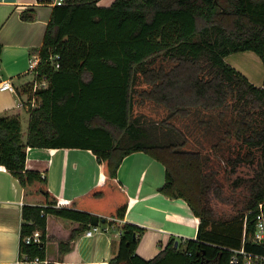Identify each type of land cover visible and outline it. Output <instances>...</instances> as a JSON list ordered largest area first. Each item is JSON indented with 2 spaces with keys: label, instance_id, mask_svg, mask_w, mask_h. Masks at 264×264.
Returning <instances> with one entry per match:
<instances>
[{
  "label": "trees",
  "instance_id": "trees-1",
  "mask_svg": "<svg viewBox=\"0 0 264 264\" xmlns=\"http://www.w3.org/2000/svg\"><path fill=\"white\" fill-rule=\"evenodd\" d=\"M99 1L52 7L31 52L39 57L33 82L17 89L37 102L26 138L20 114H0V167L22 188L18 257L48 261L49 217L78 224L58 243L57 260L93 216L123 220L128 197L117 171L137 152L164 167L160 192L187 203L199 219L196 239H171L145 261L135 253L143 229L124 224L108 264H230L241 249L263 257L253 236L264 209V82L254 86L225 58L252 52L264 69V0ZM27 148L91 151L104 183L59 208L47 180L25 169ZM37 230L41 242L26 244Z\"/></svg>",
  "mask_w": 264,
  "mask_h": 264
},
{
  "label": "crops",
  "instance_id": "crops-1",
  "mask_svg": "<svg viewBox=\"0 0 264 264\" xmlns=\"http://www.w3.org/2000/svg\"><path fill=\"white\" fill-rule=\"evenodd\" d=\"M113 1L100 0L98 5L107 7ZM27 10L35 12L34 21L26 22L21 19V13ZM51 10L52 6L36 5L35 0H0V79L10 80L15 88L14 93L0 92V114L11 111L20 114L21 119L25 114L28 118L27 109L37 104L36 100H28L26 95L17 94V89L32 80L29 72L31 52L40 48L43 43ZM239 54L244 56L235 58L231 66L254 86L262 87L263 67L262 70L258 68L249 73L247 62L258 61L259 58L252 52ZM27 125L24 131L21 123L23 139L27 135ZM153 163H157V166ZM25 169L37 171L47 180L49 192L57 202L64 203L59 208L67 207L74 196L83 194L94 186H101L105 179L102 165L98 163L96 156L91 151L80 149L27 148ZM155 176H161V180L158 181ZM117 181L128 197L124 219L111 224V220L105 218L103 223L98 224L97 231L87 237L85 232L91 228L89 225L72 243L71 249L57 260L58 243L65 242L78 224L49 217L46 260L52 264H108L122 237L120 227L124 224L143 229L135 253L145 261L155 258L171 239H196L199 219L193 215L187 203L183 199H169L160 192L165 181V169L160 163L144 153H132L121 162ZM22 199L19 180L1 166L0 264H13L18 259ZM185 225H191V230L184 231Z\"/></svg>",
  "mask_w": 264,
  "mask_h": 264
},
{
  "label": "built area",
  "instance_id": "built-area-1",
  "mask_svg": "<svg viewBox=\"0 0 264 264\" xmlns=\"http://www.w3.org/2000/svg\"><path fill=\"white\" fill-rule=\"evenodd\" d=\"M36 5H48V6H60L64 3V0H35ZM39 64V57L38 55H34L31 57L29 62V72L32 74V78L35 75L34 72L37 69ZM46 81H42L39 84H35L33 86L32 92L34 93L39 87H45ZM0 92H9L14 93L15 88L10 80H2L0 79ZM31 100H36L35 98ZM37 105V104H36ZM31 107V108H35ZM64 203L61 201L57 202V207L63 206ZM97 231V227L91 226L89 230L85 232V236L90 237L92 236L93 232ZM254 242L257 244L264 246V209L263 205L259 204L257 212L255 213V232L253 236ZM26 244H39L41 242V232L35 231L30 236L24 239ZM242 257V260L238 258V256ZM258 260L261 264H264V256L260 258H255L252 255L246 254L243 249L235 254L230 260V264H254V260ZM13 264H47V262L40 260L38 257L34 258L33 260H29L26 257H18L17 260Z\"/></svg>",
  "mask_w": 264,
  "mask_h": 264
},
{
  "label": "rangeland",
  "instance_id": "rangeland-1",
  "mask_svg": "<svg viewBox=\"0 0 264 264\" xmlns=\"http://www.w3.org/2000/svg\"><path fill=\"white\" fill-rule=\"evenodd\" d=\"M241 56H244L243 54H231V55H229L228 56V58L226 59V63H228L229 65H232L231 63H233V61H234V59L235 58H241ZM255 58H256V56H255ZM256 61L257 60H251V61H247L248 62V67H249V69H250V72L249 73H252L253 71H255L256 69H258V68H260L261 70H262V65H261V62H260V59H258V61H257V63H256ZM259 63V64H258ZM262 72V71H261ZM33 79L34 78H32V80L30 81V82H33ZM29 82V83H30ZM47 85V84H46ZM46 87V86H45ZM39 88H43V87H39ZM28 98V97H27ZM149 112H151V111H149ZM27 120H28V118H27V115L25 114L23 117H22V119H21V123L23 124V130L24 131H26V125H27ZM153 164H155L156 166H157V163H153ZM154 165V166H155ZM124 169H125V167H123V173H124ZM158 172V171H157ZM157 172L155 173V175H157ZM122 173V174H123ZM123 176H124V174H123ZM155 178L156 179H158V181H160L161 180V176H155ZM81 195V194H80ZM77 196H79V195H77ZM77 196H74V197H77ZM73 197V198H74ZM72 198V199H73ZM71 199V200H72ZM190 222V221H189ZM191 223V222H190ZM185 227L186 228H184V231H189V229L191 228V225H190V227L189 226H187V225H185ZM183 230V229H182ZM191 230V229H190ZM182 233H184V232H182ZM189 239H194V238H189ZM179 240V239H178Z\"/></svg>",
  "mask_w": 264,
  "mask_h": 264
},
{
  "label": "water",
  "instance_id": "water-1",
  "mask_svg": "<svg viewBox=\"0 0 264 264\" xmlns=\"http://www.w3.org/2000/svg\"><path fill=\"white\" fill-rule=\"evenodd\" d=\"M104 220H99V217L93 216L90 221V226L97 227L99 223H103ZM177 245V244H176Z\"/></svg>",
  "mask_w": 264,
  "mask_h": 264
}]
</instances>
